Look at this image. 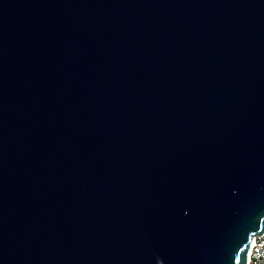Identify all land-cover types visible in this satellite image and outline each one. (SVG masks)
<instances>
[{
	"label": "water",
	"instance_id": "1",
	"mask_svg": "<svg viewBox=\"0 0 264 264\" xmlns=\"http://www.w3.org/2000/svg\"><path fill=\"white\" fill-rule=\"evenodd\" d=\"M264 231V0H0V264H247Z\"/></svg>",
	"mask_w": 264,
	"mask_h": 264
},
{
	"label": "built area",
	"instance_id": "2",
	"mask_svg": "<svg viewBox=\"0 0 264 264\" xmlns=\"http://www.w3.org/2000/svg\"><path fill=\"white\" fill-rule=\"evenodd\" d=\"M247 264H264V231L251 240Z\"/></svg>",
	"mask_w": 264,
	"mask_h": 264
}]
</instances>
